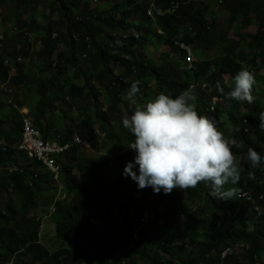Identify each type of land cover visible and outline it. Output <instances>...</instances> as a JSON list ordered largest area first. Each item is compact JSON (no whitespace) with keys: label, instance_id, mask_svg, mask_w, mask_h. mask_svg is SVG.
Segmentation results:
<instances>
[{"label":"trees","instance_id":"1","mask_svg":"<svg viewBox=\"0 0 264 264\" xmlns=\"http://www.w3.org/2000/svg\"><path fill=\"white\" fill-rule=\"evenodd\" d=\"M48 1L47 9L49 11L48 14H45L44 0H0V5L6 4L4 11L7 10V15L0 13V112L9 107L7 118L10 123V126L6 127L3 122L4 115L0 113V141H3V145L0 146V197L5 196L8 200L7 203H9L8 205L5 203L8 214L0 210V242L5 241L0 243V246L5 247L0 248V263H7L14 259V264H107L110 260L114 261L110 264H120L119 260H126L127 264H139L140 262L142 264H220L222 262L220 255H222L225 248L238 243H245L250 246V249L253 248L254 250L253 254H250L251 256H245L246 262L236 258L235 255L242 253L241 249H236L227 258L225 264H254L255 262L264 264V213L260 215L256 213V210L264 205V131L259 128V114L264 111V90L255 89V85L258 83L254 84L252 95L255 99L253 103L249 104L247 101L240 102L228 99L226 93L230 89H224L225 93L221 94L216 87L217 83H215L220 78L231 77L234 80L241 67H251L255 72L264 70V62H262L264 60V0H224L229 15H227L226 25L221 30L218 29L216 17L208 15L210 11L209 4L205 5L204 8L195 9L194 5H188L182 7V9L180 8L176 15L158 21V28L165 31L167 39L187 38L188 44L194 47L195 56L201 62L198 67L205 77L207 89H210L211 85L212 88L214 87L211 96H223L224 104L230 109L229 113L226 114L230 115L227 117L228 119L232 118V122L223 131L227 136L226 138L234 139L241 145L240 147L232 145V151L240 161L241 176L237 185H225V188L235 187L238 190L237 195L232 200L227 201L214 199L210 195V188L203 183L196 188H190L183 192L182 198H180V194H176V189L170 194H165L163 190L157 194L152 187L139 189L136 183L134 189L129 191L128 201L118 200L120 194L125 190V181L128 179L124 175L123 168L129 161L134 159L135 153L126 148L130 141L134 140V137L124 129L122 121H119L122 116L117 109L121 104H125L126 110L132 114L135 108L142 107L147 101L154 99L158 92L168 93L172 97L179 95L184 86L180 85L182 80L178 78L180 71L171 69L167 64L164 67L147 62L145 55L142 53L149 49V44L145 41V43L135 41L129 36L130 31L139 32L141 30V27H136L133 21L135 17H142L144 11L141 5L142 1L135 5L132 0H112L113 4L107 2L106 5L104 4L105 6L97 10H91L89 7L91 2L86 0ZM156 1L158 2H156L157 6H162L158 7L166 10L172 1L183 2L184 0ZM182 12L184 13L182 14ZM39 17L42 18L41 21ZM8 25H14L13 28L17 32L12 36L11 29H7V31H4L2 40L3 29L1 26ZM184 25H189L195 34L194 38L181 35V32L184 33ZM249 27H255L257 34L244 33L245 29ZM224 29H226V33L229 30V32L238 34L240 39L234 40L229 34L227 36L225 34L220 40H215L216 35L222 30L224 32ZM40 34L43 37L39 43L38 36ZM144 35L145 37H156L152 27ZM123 36H128V38L125 40ZM30 40H35L36 44L31 43ZM162 44L163 42L160 41L159 45ZM169 45L171 46L172 43L169 42ZM31 47H34L33 51ZM213 50L216 51V56L204 65L203 58L201 59L200 55ZM171 52L176 54L178 52L177 47H173ZM124 53L125 55H123ZM84 55L85 58L82 57ZM40 56L45 58L44 62H41ZM19 57H23L22 62L18 61ZM161 57L163 58L161 62L166 63L170 54L162 53ZM8 59H10L9 62ZM111 62H114V64H111ZM150 79L160 86L154 96H150V91L147 88ZM136 80L140 81V92L137 94V104L133 105L121 98L123 93L128 91L132 82ZM6 83L9 86L16 85L18 87L17 91L14 92L15 100L21 105L31 108L34 119L33 124L42 133L44 139L53 140L55 136H59L58 141L60 140V144H65L72 142L73 137L77 135L82 140L92 144L93 151L103 150L112 156L115 155L111 159L112 161L110 159L101 160L105 157L101 158L100 156L91 157L92 159H90L86 153L82 154L75 147L65 154V163L62 164L65 169L62 182L65 184L67 198L64 201L57 202V212L49 221V223L54 224L56 230L57 243L53 245V248L57 247L56 250L49 248L50 243L53 242L49 241L48 235L45 236L43 242L40 241L36 219L34 220L29 216V211L34 210L38 216L43 217L44 212L49 209L54 201L53 195L47 200H42L39 197V194L43 191H52L51 193L55 191L51 187L54 175L43 170V167L38 166L35 161H31L34 167H38L41 172H39L38 178L33 184L29 186L27 180L30 177L28 175H32L29 169L15 171L8 166L16 158L15 144L19 140L22 127L21 114L18 109L3 99V93L7 92V88L4 89L2 84ZM35 84H39L38 89L40 91L34 89L33 85ZM168 85H172V88L167 89ZM84 86L87 88L85 89ZM111 88L112 90H110ZM104 92L105 96L103 95ZM66 97L69 102L65 100ZM101 97H104L105 105L102 103ZM195 97L196 99L190 101V103L196 100L208 102L206 93ZM76 101L80 103V106L77 108V115L73 116L71 114L75 111L74 104ZM47 102L53 106H49ZM105 106L107 110L103 111ZM241 106L245 107L244 113L239 110ZM89 110H91V113H88ZM199 114L202 115L203 113L199 112ZM91 118L96 120H91ZM109 121L115 122V127L108 128ZM244 121L247 122L243 123ZM56 122L58 125L61 122L60 127L56 125ZM87 124L88 126H86ZM246 124L249 129L245 132L243 127ZM232 125L233 129H231ZM96 126L101 128V132H106L105 137L102 138L101 135L98 136L94 133ZM117 136L119 137L117 138ZM249 147L255 149L261 156V165L258 168H252L247 160ZM57 161L59 163V159ZM112 163L116 165L114 166ZM35 164L37 165L35 166ZM105 164L106 166L108 164V166L105 167ZM137 167L138 165L135 167V171ZM74 170L84 175L85 172L86 174L92 173L93 184L79 181L73 175ZM112 170L116 171L114 175L117 178H114V180L109 178ZM39 187L41 192L35 191ZM91 187L92 189H89ZM148 188L150 191L146 193V189L149 190ZM93 192H95V195ZM246 192H250L249 196L243 197L242 194ZM15 195L19 196L20 201V211L18 213L15 212L14 208L17 199L14 198ZM69 200L70 202H68ZM40 201H44L48 206L44 212H40ZM73 201H76L75 204L78 202V205H75ZM98 208H101L103 212H100ZM144 208H148L149 214L151 212L150 217L146 220V227L139 232L141 235L133 245L123 246L121 240L128 239V237L131 239L132 231L136 229V224L140 223L142 219L141 213L136 219L133 217V212L143 211ZM125 211L128 212L129 216ZM177 215H181L182 221H177ZM16 217H19L20 220ZM107 218L114 219L113 223H106ZM90 219L94 220L95 225H89ZM160 220H162V223H160ZM125 221L127 227L124 226ZM11 223L14 224L13 227H10ZM120 223H123V226ZM118 226L119 228H117ZM161 231H164V233L162 234ZM68 234H70V237H68ZM71 237L72 240H70ZM116 237L118 238L116 239ZM131 241L133 240L131 239ZM94 245L95 247H93ZM103 247H106V249L103 250ZM59 248L60 250H58ZM119 252L123 254L121 259H118L116 255ZM94 254L96 255L94 256ZM256 255L258 261L255 260ZM104 256L107 257L103 258ZM165 256H168V258ZM105 260H108L107 263Z\"/></svg>","mask_w":264,"mask_h":264},{"label":"clouds","instance_id":"2","mask_svg":"<svg viewBox=\"0 0 264 264\" xmlns=\"http://www.w3.org/2000/svg\"><path fill=\"white\" fill-rule=\"evenodd\" d=\"M99 3V0H93L91 5H99ZM144 5L151 8L154 12H157L165 17H170L166 14L170 6L166 10H163L158 7L156 2L153 0H146ZM153 5L154 7H152ZM141 19L142 17L134 18L133 22L136 27H141V24L137 22ZM207 30H209V28H207ZM129 36L133 38V36ZM194 37L195 35L193 34L192 38ZM127 38L128 36H123V39L126 40ZM184 46L189 48L193 58L192 62H188L187 59L189 55L187 51L181 49L180 46H177L178 52L176 54L172 52L171 54L169 53L170 57L166 63L149 61L148 54L150 53L149 49L151 46H149L148 50L142 53L145 55L147 62L153 63L156 66H164L167 64L171 69L180 71L178 78L182 80L180 82H184L182 84L184 86L182 87L183 91L179 95L172 97L168 93L164 94L158 92V88L160 86H158L156 82L150 81L152 80L150 79L147 83V88L150 91V96H154L158 92L155 95L156 97L147 101L143 107L135 108L130 117L126 116L123 119L122 117L119 119V121H122L124 129L130 132L134 137V140L130 141L128 146H126V148L131 149V151L135 153V156L134 159L129 161L123 168L124 175L128 177L125 185L127 186L128 184H131L129 180V176H131L134 180V185L137 183L139 189L152 187L153 191L157 194L160 193L161 190H163L165 194H170L174 189H180L185 192L188 189L196 188L199 184L203 183L210 188V195L214 199L225 201L232 200L237 195L238 190L235 187L225 188V185L231 184L234 186L239 183L241 176L240 161L233 153L232 145H235L236 147H240L241 145L234 139L226 138L227 136L223 131L232 122V118L228 119L227 117L230 115L226 114L229 113L230 109L224 104L223 96H211L212 89H207V84L204 79L205 77L201 74L198 67L200 62L195 56L194 47L192 45ZM155 52L156 50L153 48L152 53ZM173 55H179L178 62H170ZM82 57L85 58L86 56L84 55ZM203 61L205 62L206 59H203ZM111 64H114V62H111ZM191 71L194 73L193 76L190 74ZM254 74V69L251 71L246 67H241V69L236 73L234 80L231 77L226 79L220 78L219 81L216 82V87L222 94L224 93V89L227 90V88H229L230 90L226 93L228 99L240 102L247 101L251 104L255 99L252 95V89L255 84ZM230 84H233V86ZM139 85V80L133 81L130 88L126 92V95L122 96L133 105L137 104L136 98L137 94L140 92ZM166 88H172V85H168ZM9 89L10 88H7V93L10 95V98H13V102L9 101L8 104L13 105L20 112L21 127H23L24 118L31 119L33 124L34 119L30 116L31 108L17 102L14 97L15 91L11 93ZM202 93H206L208 102L205 103L202 100H196L195 102L190 103V101H194L196 99L195 96H199ZM103 95L105 96V92ZM65 100L69 102L67 97ZM244 108V106H241L239 110L244 113ZM106 110L107 107L105 106L103 111ZM199 112H202L203 114L200 115ZM222 115H226L227 124L221 121ZM259 121V128L264 131V111L260 112ZM109 122L110 125L107 126L108 128L116 125L115 122ZM246 122L247 121H244L243 123ZM33 126L35 128L34 124ZM231 127V129H233V125ZM248 129V125H244L243 130L246 132ZM22 132L23 129H21L19 140L15 144L16 158L11 165L8 166L11 170L15 171H24L29 169L32 172V175H29L30 179L28 180V185L31 186L38 178L37 173L40 172L38 167H34V164H32L31 161H35L40 166L42 165L38 160L30 158L25 151L20 149V145L23 140ZM39 133L40 138L43 141L60 144L58 141L59 136H55V139L53 140H47L43 138L40 131ZM94 133L101 135L102 138L106 135V132H101V128H98L97 126L94 128ZM76 139L80 140L81 143L78 144ZM83 142L87 144V147L83 145ZM65 144H70L69 150L77 147L80 152H95L92 150L88 141L82 140L77 135L73 137L72 142ZM2 145L3 141H0V146ZM69 150H67L65 154ZM99 152L106 153L103 150H100ZM65 154L58 158L59 164L62 167L59 174H54L43 168L46 172H51L54 175L53 183L56 182L58 184L59 189L53 186L56 195L54 197V201L49 206V209L44 212L43 217L38 216L34 210L29 212V216L36 219L35 222L38 225L39 239L41 242H43L45 236L48 235V232L46 234V230L49 231V221L57 212V202L66 200L67 198L65 186L62 182V176L65 172L64 166L62 165L65 161ZM107 156L108 154L100 157ZM110 156L113 158L115 155ZM108 158L110 157L108 156ZM247 160L250 162L252 168H258L261 165L260 154L251 147L247 150ZM137 165L138 174L136 172L137 169L136 171L134 170ZM73 175L79 181H85L90 184H93L94 182L91 173L84 175L74 170ZM114 176L116 179L117 176ZM249 194L250 192H246L245 194H242V196L246 197L249 196ZM42 200L47 199L42 198ZM263 208L264 205L260 211L256 210L257 215L264 213ZM145 212L146 211L144 210L141 214L143 215ZM146 213L148 215L149 212ZM142 219L140 223L136 224V228L142 223ZM90 223L92 226L95 225L93 219H90ZM54 227V230H52L55 233L54 238L56 240ZM131 242L130 237H128V239L121 241V244L123 246H127L129 243L131 245ZM105 249L106 247H104L103 250ZM116 255L118 259H121L123 256L121 252ZM112 262L113 260H110L108 263ZM119 263L127 264L126 260L120 261ZM4 264H14V259Z\"/></svg>","mask_w":264,"mask_h":264},{"label":"bare ground","instance_id":"3","mask_svg":"<svg viewBox=\"0 0 264 264\" xmlns=\"http://www.w3.org/2000/svg\"><path fill=\"white\" fill-rule=\"evenodd\" d=\"M109 1H112V0H107V1H105L104 3H107V2H109ZM141 1H142V6H143V8H144V11H143V14H142V19L141 20H138L137 22L138 23H140L141 24V30L138 32H135V33H133V32H129V34L131 35V36H133V39L134 40H138V41H141V42H146V43H148V41H147V39L143 36V34L144 33H146L147 32V30L150 28V27H152L153 29H154V31H155V33H156V38L158 39V41L160 42V41H162L163 42V44L162 45H160V47H162V46H168L170 49H169V51H171V49L173 48V47H177V46H183V45H189L188 44V41H187V38H179V39H176V40H169V39H167V37H166V35H165V31L163 30V29H160V28H158L159 27V25H158V21L159 20H161V19H164V18H166L165 16H163V15H161V14H159V13H157V12H154L151 8H149V7H147V6H145L144 5V2L146 1V0H132V2H133V4H139V3H141ZM153 1H155V2H157L156 0H153ZM161 1V0H160ZM169 1V0H168ZM120 2V1H119ZM122 2V1H121ZM158 3V2H157ZM157 3H156V5H157ZM160 4H162V3H160ZM207 4H211L212 6H213V10H219V9H222L223 7H226L227 8V6H225V3L224 2H221L220 0H184L183 2L182 1H172L171 3H170V7H171V9L172 10H174L173 12H174V15H176L177 14V12L179 11V9L181 8L182 9V7H185V6H188V5H194V9L195 8H204V6L205 5H207ZM166 5V4H165ZM89 6V5H88ZM95 8H93V7H90L91 8V10H97L98 8H100V7H98V6H100V5H93ZM158 6H161V5H158ZM7 7H9V6H7ZM15 7V6H14ZM162 7V6H161ZM141 8V7H140ZM6 9V8H5ZM8 9V8H7ZM12 9V8H11ZM10 10V9H9ZM128 11V10H127ZM181 11H183V10H181ZM261 11V10H260ZM214 12V11H213ZM184 12H182V14H183ZM188 13V12H187ZM206 13H208L207 11H206ZM133 15V14H132ZM181 15V14H180ZM188 15V14H187ZM208 15L210 16V17H212L211 16V13L209 12L208 13ZM227 15H229V14H227ZM97 16V15H96ZM206 16V15H205ZM90 18V17H89ZM169 20H171V19H169ZM179 22V21H178ZM0 23H1V21H0ZM120 23V22H119ZM183 23V22H182ZM201 23V22H200ZM168 25V24H167ZM225 25H226V23H225ZM20 26V25H19ZM203 26H205V25H203ZM202 26V27H203ZM134 27V26H133ZM183 28H185V29H183V31H184V33L183 32H181V35L182 36H191L192 37V35L194 34L193 32H192V30H191V28L189 27V25H184L183 26ZM206 28V27H205ZM19 29V28H18ZM137 29V28H136ZM139 29V28H138ZM137 29V30H138ZM133 31V30H132ZM223 31V30H222ZM232 33L233 32H229V35H230V37L232 38V39H234V40H239L240 38H239V36H238V34H236V33H233V35H232ZM15 34V33H14ZM251 34V33H250ZM250 34H248V35H250ZM255 34H257V31L253 34V35H255ZM181 35H180V37H181ZM195 35V34H194ZM13 36V35H12ZM8 38V37H7ZM11 38V37H10ZM15 38V37H14ZM12 39V38H11ZM221 39V38H220ZM220 39H218L217 38V35H216V39L215 40H220ZM3 40V39H2ZM10 40V39H9ZM12 42V41H11ZM144 42V43H145ZM169 42H171L172 43V45L170 46L169 45ZM159 47V48H160ZM28 48V47H27ZM156 51H158V48H157V50ZM216 52V51H215ZM112 53H114V52H112ZM123 53V52H122ZM164 53H169V52H164ZM163 53V54H164ZM123 55H125V53L123 54ZM120 56V55H119ZM176 57V58H178L179 59V55H173V57ZM13 58V57H12ZM3 59H4V57H3ZM14 59V58H13ZM213 59V58H212ZM212 59H210L209 61H212ZM10 60H8V62H9ZM26 61V60H25ZM29 61V60H28ZM27 61V62H28ZM208 61V62H209ZM262 62H264V60H262ZM30 63V62H29ZM32 63V62H31ZM30 63V64H31ZM201 63V62H200ZM205 63V62H204ZM259 63H261L260 61H259ZM72 64V62L70 63V65ZM29 65V64H28ZM205 65V64H204ZM11 66V65H10ZM25 67V66H24ZM64 67V66H63ZM75 67V66H74ZM165 67V66H164ZM163 67V68H164ZM26 68H27V66H26ZM68 68H69V66H68ZM94 68V67H93ZM249 70H251V71H253V68H251V67H247ZM60 69V68H59ZM95 69V68H94ZM93 69V70H94ZM36 70V69H35ZM58 71V70H57ZM50 72V71H49ZM95 72V71H94ZM102 72V71H101ZM20 73V72H19ZM96 73H98V72H96ZM70 74V73H69ZM103 74V73H102ZM101 74V75H102ZM45 75V74H44ZM80 75V74H79ZM88 75V74H87ZM98 75V74H97ZM100 75V74H99ZM100 75V76H101ZM255 75V84L256 83H260V82H262V81H264V73H262V74H259V73H255L254 74ZM84 76V75H83ZM149 76V75H148ZM50 77V76H49ZM78 77V76H77ZM151 77V76H150ZM149 77V78H150ZM51 78V77H50ZM55 78V77H54ZM56 79H57V77H56ZM55 79V80H56ZM63 79H64V77H63ZM104 79V78H103ZM54 80V81H55ZM58 80V79H57ZM57 80H56V82H57ZM80 80V79H79ZM78 80V81H79ZM150 81H152V82H155V81H153V80H150ZM49 82H52V81H49ZM80 82V81H79ZM31 83V82H30ZM33 83V82H32ZM42 83V82H41ZM45 83H46V81H45ZM55 83V82H54ZM58 83V82H57ZM56 83V84H57ZM126 83V82H125ZM216 83V82H215ZM47 84H48V82H47ZM46 84V85H47ZM50 84V83H49ZM145 85V84H144ZM5 86V85H4ZM87 86V85H86ZM92 86V85H91ZM85 87V86H84ZM106 87V86H105ZM105 87H103V88H105ZM87 87H85V89H86ZM94 88V87H93ZM210 88L213 90V88H212V85L210 86ZM94 89H96V88H94ZM37 90H39L38 88H37ZM48 90V89H47ZM110 90H112V88L110 89ZM109 90V91H110ZM127 90V89H126ZM33 91V90H32ZM31 91V92H32ZM40 91V90H39ZM113 91H114V89H113ZM96 92V91H95ZM100 92V91H99ZM122 92V91H121ZM41 93V92H40ZM225 93V92H224ZM61 94V93H60ZM75 94H77V93H75ZM109 94H110V92H109ZM222 94V93H221ZM220 94V95H221ZM123 95H126V91L123 93ZM30 96H31V94H30ZM37 96V95H36ZM75 96V95H74ZM110 96V95H109ZM22 98V97H21ZM93 99V98H92ZM136 99H138V98H136ZM107 100H109V99H107ZM106 100V101H107ZM35 101V100H34ZM103 102H105V101H103ZM49 102H47V104H48ZM88 104V103H87ZM92 104H94V103H92ZM96 104V103H95ZM94 104V105H95ZM113 104V103H112ZM49 105V104H48ZM52 105V104H51ZM51 105H49V106H51ZM99 105V104H98ZM97 105V106H98ZM105 105V104H104ZM109 105V104H108ZM46 106V105H45ZM53 106V105H52ZM88 106V105H87ZM100 106V105H99ZM98 106V107H99ZM130 106H131V104H130ZM43 107H44V105H43ZM97 107V108H98ZM111 107V106H110ZM143 107V106H142ZM69 108V107H68ZM67 108V109H68ZM114 108H116L115 106H114ZM129 108V107H128ZM82 110H84V109H82ZM86 110V109H85ZM84 110V111H85ZM93 110V109H92ZM83 111V112H84ZM114 111V110H113ZM60 112V111H59ZM66 112V111H65ZM68 112V111H67ZM82 112V113H83ZM128 113H129V111H127ZM80 113V112H79ZM118 113H119V111H118ZM124 113V112H123ZM131 113V112H130ZM38 114H39V111H38V113H37V116H38ZM42 114V113H41ZM121 114V113H120ZM11 115V114H10ZM36 115V114H35ZM71 115H73V114H71ZM94 115V114H93ZM7 116V115H6ZM14 116V115H13ZM74 116V115H73ZM49 117H50V115H49ZM65 117V116H64ZM79 117H81V116H79ZM102 117H104V116H102ZM60 118H61V116H60ZM98 118H99V116H98ZM105 118H107V117H105ZM40 119V118H39ZM50 119V118H49ZM59 119V118H58ZM57 119V120H58ZM63 119V118H62ZM72 119V118H71ZM70 119V120H71ZM95 119V118H94ZM94 119H92L91 118V120H94ZM100 119V118H99ZM5 120H6V118H5ZM13 120H15V119H13ZM41 120V119H40ZM52 120V119H51ZM56 120V119H55ZM56 120V121H57ZM61 120V119H60ZM88 120V119H87ZM96 120V119H95ZM42 121V120H41ZM40 121V122H41ZM62 121V120H61ZM72 121V120H71ZM83 121V120H82ZM102 121V120H101ZM4 122V121H3ZM18 122V121H17ZM51 122V121H50ZM59 122V121H58ZM86 122V121H85ZM5 123V122H4ZM34 123V122H33ZM76 123V122H75ZM88 124L90 123V121L89 122H87ZM91 123H92V121H91ZM101 123V122H100ZM100 123H98V124H100ZM40 124V123H39ZM53 124V123H52ZM55 124V123H54ZM60 124H61V122H60ZM59 124V125H60ZM67 124V123H66ZM69 124H70V122H69ZM72 124V123H71ZM88 124L86 125V126H88ZM93 124V123H92ZM95 124V123H94ZM97 124V123H96ZM49 125H51V124H49ZM56 125H58L57 124V122H56ZM58 125V126H59ZM101 125V124H100ZM44 126V125H43ZM48 126V125H47ZM53 126H55V125H53ZM52 126V127H53ZM65 126V125H64ZM68 126V125H67ZM70 126H73V125H70ZM85 126V125H84ZM83 126V127H84ZM51 127V128H52ZM60 127V126H59ZM58 127V128H59ZM62 127H63V125H62ZM66 127V126H65ZM105 127V126H104ZM115 127V126H114ZM46 128V127H45ZM89 128V127H88ZM59 129H62V128H59ZM87 129V128H86ZM90 129V128H89ZM116 129V128H115ZM14 130V129H13ZM19 130V129H18ZM17 130V131H18ZM4 131H6V130H4ZM12 131V130H11ZM19 132V131H18ZM17 132V133H18ZM20 132H21V130H20ZM19 132V133H20ZM9 133V132H8ZM18 133V134H19ZM53 133V132H52ZM76 133V132H75ZM7 134V133H6ZM54 134V133H53ZM94 134V133H93ZM4 135V134H3ZM8 135V134H7ZM19 136V135H18ZM92 136V135H91ZM94 136V135H93ZM99 136V135H98ZM127 136V135H126ZM5 137V136H4ZM4 137H3V139H4ZM68 137H70V136H68ZM109 137V136H108ZM119 136H117V138H118ZM111 138V137H110ZM109 138V139H110ZM121 138V137H120ZM91 139V138H90ZM65 140H67L66 138H65ZM108 140V139H107ZM114 140V139H113ZM117 140V139H116ZM121 140V139H120ZM124 140V139H123ZM60 141V140H59ZM63 141V140H62ZM10 142V141H9ZM60 143V142H59ZM64 144V143H63ZM90 145H92V144H90ZM75 148H77V147H75ZM106 148V147H105ZM107 149V148H106ZM126 151V150H125ZM131 151V150H130ZM115 152H118V151H115ZM128 152V151H127ZM111 153V152H110ZM113 153V152H112ZM131 153V152H130ZM82 154H85V153H83L82 152ZM101 154V153H100ZM124 154V153H123ZM103 155H105V154H103ZM108 155H110V154H108ZM81 156H83V155H81ZM115 157V156H114ZM132 157V156H131ZM84 158H86V156H84ZM102 158V157H101ZM88 159V158H87ZM113 159V158H112ZM115 159V158H114ZM105 160V159H104ZM111 160V159H110ZM107 161V160H106ZM104 162V163H107V162ZM89 162V161H88ZM92 162H94V161H92ZM96 162V161H95ZM103 162V161H102ZM102 162H100L101 164H102ZM36 163V162H35ZM65 163V162H64ZM113 164V163H112ZM111 164V165H112ZM37 164H35V166H36ZM114 165V164H113ZM116 165V164H115ZM114 165V166H115ZM38 166H40L39 164H38ZM105 167H107L108 166V164H107V166H106V164L104 165ZM37 168V167H36ZM112 168H114V167H112ZM111 168V169H112ZM116 168V167H115ZM41 172V171H40ZM90 172V171H89ZM109 172V171H108ZM112 173H114V170L113 171H111ZM18 173V172H17ZM26 174V173H25ZM45 174H48V173H45ZM85 174H86V172H85ZM92 174V173H91ZM111 174V173H110ZM37 175H39V173L37 174ZM109 175V174H108ZM114 175V174H113ZM118 175V174H117ZM29 176V175H28ZM123 176V175H122ZM121 176V177H122ZM109 177V176H108ZM115 177V176H114ZM120 177V176H119ZM73 178V177H72ZM110 178V177H109ZM124 178V177H123ZM126 178V177H125ZM124 178V179H125ZM26 179V178H25ZM42 179V178H41ZM76 179V178H75ZM119 179V178H118ZM131 179V178H130ZM103 180V179H102ZM28 181V180H27ZM63 181V180H62ZM115 181H118V180H115ZM124 181V180H123ZM122 181V182H123ZM48 182V181H47ZM100 182V181H99ZM121 182V181H120ZM126 182V181H125ZM103 183H104V181H103ZM108 183V182H107ZM64 184V183H63ZM134 184V183H133ZM54 185V184H53ZM52 185V186H53ZM65 185V184H64ZM108 185V184H107ZM110 185H112V184H110ZM43 186V185H42ZM136 186V185H135ZM1 187V186H0ZM40 188V187H39ZM43 188V187H42ZM54 188V187H53ZM89 189H92V187L91 188H89ZM89 189H88V192H89ZM134 189V188H133ZM136 189H138V188H136ZM135 189V190H136ZM149 189V188H148ZM9 190V189H8ZM118 190V189H117ZM139 190V189H138ZM143 190V189H142ZM10 191V190H9ZM35 191H37V190H35ZM49 191V190H48ZM95 191V190H94ZM98 191V190H97ZM126 191V190H125ZM147 191H150V189L149 190H147L146 189V193H147ZM41 192V191H40ZM44 192V191H43ZM52 192V191H51ZM91 192V191H90ZM37 193H39V192H37ZM94 193V195H95V192H93ZM93 193H92V195H93ZM97 193V192H96ZM101 193V192H100ZM100 193H98V194H100ZM33 194V193H32ZM41 194H43V193H41ZM46 194V193H45ZM127 194V193H126ZM134 194V193H133ZM136 194V193H135ZM38 195V194H37ZM48 195V194H47ZM55 195V194H54ZM53 195V196H54ZM83 195V194H82ZM112 195V194H111ZM131 195V194H130ZM42 196V195H41ZM50 196V195H49ZM109 196V195H108ZM132 196H134V195H132ZM131 196V197H132ZM157 196V195H156ZM155 196V197H156ZM45 197H46V195H45ZM42 198H44V197H42ZM47 198H48V196H47ZM50 198V197H49ZM122 198V197H121ZM120 198V199H121ZM134 198V197H133ZM132 198V199H133ZM34 199V198H33ZM119 199V200H120ZM127 199V198H126ZM138 199H140V198H138ZM155 199V198H154ZM1 200V199H0ZM125 200V199H124ZM123 200V201H124ZM129 200V199H128ZM127 200V201H128ZM148 200V199H147ZM164 200H167V199H164ZM164 200H161V201H164ZM64 201V200H63ZM116 201V200H115ZM154 201V200H153ZM50 202V201H49ZM59 202H61V201H59ZM68 202H70V200L68 201ZM74 202H76V201H73V203ZM143 202V201H142ZM141 202V203H142ZM5 203H7V202H5ZM48 203V202H47ZM78 203V202H77ZM76 203V204H77ZM133 203H134V201H133ZM162 203V202H161ZM4 204V203H3ZM9 203H7V205H8ZM65 204V203H64ZM68 204V203H67ZM75 204V203H74ZM75 204V205H76ZM148 204V203H147ZM146 204V205H147ZM164 204V203H163ZM2 205V204H1ZM29 205V204H28ZM69 205H70V203H69ZM74 205V206H75ZM78 205V204H77ZM149 205V204H148ZM161 205V204H160ZM166 205V204H165ZM3 206V205H2ZM150 206V205H149ZM172 206V205H171ZM8 207V206H7ZM28 207H30V206H28ZM80 207V206H79ZM115 207V206H114ZM139 207V206H138ZM145 207V206H144ZM151 207V206H150ZM19 208V207H18ZM129 208V207H128ZM36 209V208H35ZM59 209V208H58ZM80 209V208H79ZM78 209V210H79ZM131 209V208H130ZM140 209V208H139ZM151 209H153V207H151ZM5 210H6V208H5ZM75 210V209H74ZM133 210V209H132ZM135 210V209H134ZM147 210H148V208H147ZM165 210V209H164ZM18 211H19V209H18ZM81 211V210H80ZM149 211H150V209H149ZM169 211V210H168ZM30 212V211H29ZM72 213H73V211H71ZM75 212V211H74ZM122 212V211H121ZM126 212V211H125ZM78 213V212H77ZM130 213V212H129ZM141 213V212H140ZM22 214H24V213H22ZM74 214H76V213H74ZM81 214V213H80ZM122 214V213H121ZM126 214L128 215V212H126ZM117 215V214H116ZM124 215V214H123ZM74 216V215H73ZM77 216V215H76ZM129 216V215H128ZM131 216V215H130ZM70 217H71V215H70ZM69 217V218H70ZM126 217V216H125ZM168 217H170V216H168ZM79 218V217H78ZM175 218V217H174ZM16 219H18V220H20L19 219V217H16ZM22 219H23V217H22ZM59 219V218H58ZM81 219V218H80ZM118 219V218H117ZM121 219H122V217H121ZM126 219V218H125ZM128 219V218H127ZM35 220V219H34ZM74 220V219H73ZM72 220V221H73ZM82 220V219H81ZM123 220V219H122ZM121 220V221H122ZM139 220V219H138ZM172 220V219H171ZM12 221V220H11ZM56 221V220H55ZM75 221H77V220H75ZM114 221V220H113ZM119 221V220H118ZM127 221V220H126ZM126 221H125V225L124 226H126ZM128 221H129V219H128ZM169 221V220H168ZM74 222V221H73ZM84 222V221H83ZM131 222V221H130ZM173 222H174V220H173ZM172 222V223H173ZM176 222V221H175ZM6 223H8V222H6ZM24 223V222H23ZM22 223V224H23ZM57 223H58V221H57ZM113 223V222H112ZM168 223V222H167ZM170 223V222H169ZM177 223V222H176ZM37 224V223H36ZM74 224H75V222H74ZM82 224V223H81ZM121 225L123 224V223H120ZM166 224V223H165ZM11 225V224H10ZM12 225H14V224H12ZM11 225V226H12ZM35 225V224H34ZM86 225V224H85ZM120 225V226H121ZM133 225V224H132ZM168 225H171V224H168ZM167 225V226H168ZM16 226V225H15ZM25 226V225H24ZM76 226V225H75ZM123 226V225H122ZM166 226V225H165ZM164 226V228H166ZM8 227V226H7ZM28 227V226H27ZM51 227V226H50ZM83 227H84V225H83ZM127 227V226H126ZM136 227V226H135ZM55 228V227H54ZM89 228V227H88ZM117 228H119V226L117 227ZM116 228V229H117ZM169 228V227H168ZM208 228V227H207ZM28 229H30V228H28ZM27 229V230H28ZM33 229H35L34 227H33ZM130 229H131V227H130ZM132 229H134V228H132ZM154 229V228H153ZM114 230V229H113ZM121 230V229H120ZM123 230V229H122ZM151 230V229H150ZM150 230H149V232H150ZM155 230H156V228H155ZM162 230V229H161ZM171 230V229H170ZM21 231V230H20ZM29 231V230H28ZM27 231V233H29ZM56 231V230H55ZM148 231V230H147ZM152 231V230H151ZM158 231V230H157ZM165 231V230H164ZM164 231L162 232V234L164 233ZM172 231V230H171ZM205 231V230H204ZM2 232H5V231H2ZM48 232V231H47ZM46 232V233H47ZM65 232V231H64ZM67 232V231H66ZM65 232V233H66ZM69 232V231H68ZM109 232V231H108ZM107 232V233H108ZM141 232V231H140ZM145 232V231H144ZM155 232V231H154ZM206 232V231H205ZM22 233V232H21ZM113 233V232H112ZM111 233V234H112ZM117 233V232H116ZM115 233V234H116ZM122 233V232H121ZM132 233H133V231H132ZM151 233H153V232H151ZM209 233H211V232H209ZM2 234V233H1ZM24 234V233H23ZM62 234V233H61ZM147 234H149V233H147ZM172 234V233H171ZM206 234V233H205ZM204 234V235H205ZM27 235V234H26ZM25 235V236H26ZM60 235V234H59ZM65 235V234H64ZM70 234H68V237H70L69 236ZM113 235V234H112ZM124 235H125V233H124ZM139 235H141L140 233H139ZM161 235V234H160ZM16 236V235H15ZM110 236V235H109ZM116 236V235H115ZM118 236V235H117ZM121 236V235H120ZM159 236V235H158ZM16 237H18V236H16ZM32 237V236H31ZM47 237V236H46ZM58 237V236H57ZM67 237V238H68ZM119 237V236H118ZM118 237H116V239L118 238ZM128 237V236H127ZM163 237H165V236H163ZM170 237V236H169ZM23 238V237H22ZM60 238V237H59ZM62 238V237H61ZM98 238V237H97ZM109 238V237H108ZM114 238V237H113ZM153 238H154V236H153ZM15 239H17V238H15ZM64 239V238H63ZM66 239V238H65ZM74 239H76V238H74ZM90 239V238H89ZM28 240H29V238H28ZM47 240V239H46ZM61 240V239H60ZM70 240H72V237H71V239ZM81 240V239H80ZM93 240V239H92ZM114 240H115V238H114ZM119 240V239H118ZM15 241V240H14ZM56 241H57V239H56ZM55 241V242H56ZM76 241V240H75ZM74 241V242H75ZM116 242H117V240H115ZM122 241V240H121ZM163 241V240H162ZM3 241H1L0 243H2ZM5 242V241H4ZM3 242V243H4ZM31 242H33V241H31ZM114 242V241H113ZM112 242V243H113ZM133 242V241H132ZM12 243H14V242H12ZM12 243H10V244H12ZM69 243H71V242H69ZM90 243V242H89ZM105 243V242H104ZM115 243V242H114ZM114 243H113V245H114ZM236 243H237V241H236ZM106 244H107V242H106ZM130 244V243H129ZM238 244H240V245H245V248L244 249H241L242 250V253L241 254H237V255H235L236 256V258H239V260H242V258H245V256H248V255H250V254H253V248L252 249H250V246L249 245H247V244H245V243H238ZM238 244H235L234 246H230V247H235L236 245H238ZM3 245H5V244H3ZM36 245V244H35ZM46 245V244H45ZM67 245V244H66ZM191 245V244H190ZM232 245H233V242H232ZM57 246V245H56ZM64 246V245H63ZM68 246V245H67ZM91 246V245H90ZM134 246H136L135 244H134ZM1 247H3V246H0V248ZM38 247H39V244H38ZM51 247V246H50ZM93 247H95V245L93 246ZM97 247H99V246H97ZM112 247V246H111ZM3 248H5V247H3ZM61 248V247H60ZM60 248L58 249V250H60ZM65 248H67V247H65ZM88 248H89V246H88ZM91 248V247H90ZM126 248V247H125ZM132 248V247H131ZM228 248H229V246H228ZM228 248H225V250L226 249H228ZM2 249V248H1ZM97 249V248H96ZM108 249H110V248H108ZM189 249V248H188ZM4 250V249H3ZM2 250V251H3ZM7 250H8V248H7ZM34 250H37V249H34ZM62 250V249H61ZM66 250V249H65ZM111 250V249H110ZM224 250V251H225ZM1 251V252H2ZM94 251V250H93ZM96 251V250H95ZM129 251V250H128ZM144 251V250H143ZM184 251H185V249H184ZM190 251V250H189ZM223 251V252H224ZM62 252V251H61ZM99 252V251H98ZM133 252V251H132ZM188 252V251H187ZM14 253V252H13ZM109 253V252H108ZM107 253V254H108ZM127 253V252H126ZM125 253V254H126ZM162 253H164V252H162ZM48 254V253H47ZM53 254V253H52ZM68 254V253H67ZM66 254V255H67ZM72 254V253H71ZM255 254H256V252H255ZM254 254V255H255ZM6 255V254H5ZM8 255V254H7ZM10 255V254H9ZM8 255V256H9ZM42 255V254H41ZM62 255H63V252H62ZM96 254H94V256H95ZM102 255V254H101ZM105 255V254H104ZM7 256V257H8ZM45 256V255H44ZM57 256V255H56ZM108 256V255H107ZM107 256H104L103 258H105V257H107ZM221 256V255H220ZM251 256V255H250ZM49 257V256H48ZM52 257V256H51ZM58 257V256H57ZM99 257V256H98ZM109 257V256H108ZM127 257V256H126ZM208 257V256H207ZM206 257V258H207ZM214 257H216V256H214ZM233 257V256H232ZM113 258V257H112ZM213 258V257H212ZM252 258V257H251ZM260 258V257H259ZM6 259V258H5ZM59 259V258H58ZM100 259H102V258H100ZM107 259V258H106ZM114 259V258H113ZM258 259V256L256 255L255 256V260L256 261H258L257 260ZM37 260V259H36ZM62 260V259H61ZM93 260V259H92ZM110 260V259H109ZM114 260H116V259H114ZM129 260V259H128ZM133 260V259H132ZM205 260V259H204ZM207 260V259H206ZM253 260H254V258H253ZM4 261V260H3ZM16 261V260H15ZM35 261V260H34ZM63 261H64V259H63ZM96 261V260H95ZM102 261V260H101ZM106 261V260H105ZM108 261V260H107ZM107 261H106V263H107ZM121 261V260H120ZM131 261V260H130ZM234 261V260H233ZM250 261H252V259H250ZM22 262V261H21ZM85 262V261H84ZM92 262V261H91ZM97 262H98V259H97ZM104 262V261H103ZM116 262H117V260H116ZM231 262V261H230ZM2 263V262H1ZM83 263V262H82ZM113 263H114V261H113ZM255 263H257V262H255ZM3 264H4V262H3ZM98 264V263H97ZM105 264V263H104ZM108 264V263H107ZM110 264V263H109ZM252 264V263H251Z\"/></svg>","mask_w":264,"mask_h":264},{"label":"rangeland","instance_id":"4","mask_svg":"<svg viewBox=\"0 0 264 264\" xmlns=\"http://www.w3.org/2000/svg\"><path fill=\"white\" fill-rule=\"evenodd\" d=\"M86 1H88V2H92L93 0H86ZM100 1V3H99V5L100 6H98V7H103V6H105L106 4L104 3L105 1H107V0H99ZM50 2H52V0H50ZM48 3H49V1L48 0H44V8L46 9L44 12H45V14H48V9H47V6H48ZM112 3V2H111ZM90 4V7H93V8H95L94 6H92L91 5V3H89ZM105 4V5H104ZM96 6L98 5V4H95ZM210 5V13H211V16L212 17H216V19H217V21H218V29L219 30H221L222 28H223V26H225V23H226V19H227V8L226 7H223L222 9H219V10H213V6L211 5V4H209ZM6 8V4H1L0 5V13H4L5 15H7V10H6V12L4 11V9ZM40 11L41 12H43L42 11V9H40ZM212 11V12H211ZM214 11V12H213ZM40 16H42V15H40ZM39 19H40V21H41V19L42 18H40L39 17ZM11 26V25H10ZM6 27L8 28L9 26H5V27H3V29H4V31H7L6 30ZM225 30L226 29H224V32L223 31H220L218 34H217V38L218 39H220V38H222V36L223 35H225L226 34V36L229 34V30L227 31V33L225 32ZM255 31H256V28L255 27H249L248 29H245V31H244V33H251V34H254L255 33ZM131 32V31H130ZM232 35H233V33H232ZM143 36L145 37V35L143 34ZM42 37H43V35H39L38 36V42L40 43V39H42ZM10 38V37H9ZM146 39H147V41H148V44H149V46H151V48L149 49V54H148V59H149V61L150 62H161L162 61V57H161V55H162V53H164V52H169L170 54H171V51H169V47L168 46H162V47H160V45H159V41H158V39L156 38V37H145ZM11 39V38H10ZM13 39V38H12ZM31 41V40H30ZM31 43H33V44H36V41L35 40H32L31 41ZM158 47V51H156L155 53H152V51H153V48L156 50V48ZM160 47V48H159ZM31 50L33 51L34 50V47H31ZM207 53V54H206ZM215 54H216V52H215V50H213V51H207V52H205V53H202L200 56H201V58H203V59H206V61H205V63L206 62H208L210 59H212V58H214V56H215ZM40 59H41V62H44L45 61V58H41V56H40ZM178 58H176L175 56L174 57H172L171 59H170V62L171 63H174L175 61H177L178 62ZM30 61V60H29ZM204 63V64H205ZM31 66V65H30ZM203 66V65H202ZM38 69H36V71H37ZM255 73H259V74H262V73H264V70H260V71H258V72H255ZM190 74H191V76H193L194 75V73L191 71L190 72ZM1 81V80H0ZM182 83V82H181ZM184 83V82H183ZM182 83V84H183ZM182 84H180V85H182ZM5 85V86H4ZM231 86H233V84H230ZM2 87L4 88V89H6V88H13L14 89V91L16 92L17 91V86L16 85H12V86H9L7 83L6 84H2ZM33 87H34V89H37L38 87H39V84H35V85H33ZM255 89H260V90H264V81H262V82H260V83H258V84H256L255 85ZM124 96V95H123ZM3 99L8 103L9 102V100H10V95H8V93L5 91L4 93H3ZM101 101L103 102V101H105V99H104V97H102L101 98ZM103 103H105V102H103ZM60 107V106H59ZM66 110V109H65ZM243 110V109H242ZM77 109L73 112V115H77ZM0 113H2L3 115H4V122H5V126L6 127H9L10 126V123L8 122V114H9V107H6L5 109H3ZM7 115V116H6ZM5 118H6V120H5ZM221 121L222 122H224L225 124H227V119H226V117L224 116V115H222L221 116ZM112 145V144H111ZM101 153V154H100ZM103 154H105V155H107L108 153H102V152H94V153H88V156L89 157H98V156H102ZM108 156L110 157V158H108ZM107 157H105V158H102L101 160H104V159H112L111 158V156L110 155H108ZM110 161H112V160H110ZM105 161H103V163H104ZM113 171V170H112ZM115 170H114V173H112L111 175H110V179L111 180H114V175L113 174H115ZM137 174H138V169H137ZM131 176H129V180H130V182H131V184H128L126 187H125V190L120 194V196H119V198H118V200L120 199L121 201H123L124 199L125 200H127L128 199V197H129V191L132 189L133 190V183H134V180L131 178ZM54 184V185H53ZM57 187L58 188V184L56 183V182H54V183H51V187ZM40 189L41 188H38L37 189V191H40ZM59 189V188H58ZM177 191H176V194L177 195H179L180 196V198H182L183 197V192L184 191H181L180 189H176ZM46 193V194H45ZM127 193V194H126ZM48 194V195H47ZM55 194V192H53V193H51V192H43V194H39V197H44V198H46V199H49V197H51V195H54ZM42 195V196H41ZM45 195H46V197H45ZM50 195V196H49ZM47 196H48V198H47ZM56 195H54L53 197H55ZM1 198V197H0ZM14 198H17L16 199V203H14V208H15V212L16 213H18L19 211H20V209L18 208L19 206H20V201H19V196H17V195H15L14 196ZM127 198V199H126ZM151 199V198H150ZM5 200H6V197L4 196L1 200H0V210H2L3 212H5L6 214H8V211H7V209L5 210V204H3L4 202H5ZM124 200V201H125ZM3 206H2V205ZM48 206H46V204L44 203V201H40V212H44L45 211V209L47 208ZM262 207H260L259 209H261ZM18 209H19V211H18ZM147 208H144V210L146 211V212H148V210H146ZM264 209V208H263ZM98 210L100 211V212H103V210L101 209V208H98ZM143 210V211H144ZM143 211H140V210H138V211H135V212H133V217L134 218H138V215H139V213L140 212H143ZM144 213L143 215H142V218H144L145 220L146 219H148L149 217H150V214H151V212H150V214L148 213V215H147V213ZM32 214V213H31ZM148 217V218H147ZM113 220L114 219H110V218H107L106 219V223H112L113 222ZM12 222H13V220H12ZM138 222V221H137ZM137 222H135V223H137ZM11 225H12V223H11ZM89 225H91V223L89 222ZM14 225H12V226H10V227H13ZM52 228H51V227ZM53 227H54V225L52 224V223H50V225H49V231L48 230H46V232L48 231V236H49V241L50 242H53V243H50V246H49V248L50 249H53V250H56L57 249V247H55V248H53V245H55L56 243H57V241L55 240V233H54V229H53ZM53 229V230H52ZM47 234V233H46ZM56 241V242H55ZM58 245V244H57ZM103 249H104V247H103ZM52 251V250H51ZM169 256V255H168ZM168 256H165V257H167L168 258ZM245 259L246 258H242V261L243 262H246L245 261ZM0 264H3V263H0ZM139 264H142L141 262L139 263ZM254 264H258V263H254Z\"/></svg>","mask_w":264,"mask_h":264},{"label":"built area","instance_id":"5","mask_svg":"<svg viewBox=\"0 0 264 264\" xmlns=\"http://www.w3.org/2000/svg\"><path fill=\"white\" fill-rule=\"evenodd\" d=\"M94 1H96V0H94ZM220 1L224 2V0H220ZM152 7H154V5ZM173 11L174 10H172L170 7L166 12L167 16L174 15ZM8 26L9 27L8 28L6 27V30L11 29L12 35L15 32H17L13 28L14 25H11V26L8 25ZM1 28L3 29L2 26H1ZM3 36H4V29L2 30L1 39H3ZM180 47L184 51H187V53L189 55V57L187 59L188 62H192L193 58L191 56V52H190L189 48L187 46H184V45L180 46ZM22 60H23V57L18 58V61L22 62ZM9 91L11 93L14 92V90L12 88H10ZM9 101L13 102V98L11 97ZM22 129H23V132H22V139L23 140H22V143L20 145V149L25 151L26 154L30 158H34V159L38 160L45 170L51 171L54 174H59L62 167L58 163L57 160L59 157L63 156L67 150H69L70 144L60 145V144L50 142V141H43L40 138L39 131L34 128L32 121L29 118H24ZM76 142L78 144L81 143L80 140H78V139H76ZM83 145L87 147V144L84 142H83ZM258 210L260 211L261 209H258ZM176 219H177V221H182L181 215H179V216L177 215ZM160 223H162V222L160 221ZM145 226H146V220L143 218L142 223L139 225V227H137L133 231V234L131 235V239L133 240V242H131V245H133V243L138 240L139 232L143 228H145ZM244 248H245V245L238 244L235 247H229L228 249H226L221 255L222 262L220 264H225L227 258L230 255H232L236 249H244Z\"/></svg>","mask_w":264,"mask_h":264},{"label":"crops","instance_id":"6","mask_svg":"<svg viewBox=\"0 0 264 264\" xmlns=\"http://www.w3.org/2000/svg\"><path fill=\"white\" fill-rule=\"evenodd\" d=\"M121 99L127 101L126 99H124V97H122ZM126 104H127V103H126ZM79 106H80V103H78V101H76L75 104H74V109L76 110ZM117 110L120 111V113H121V115H122V119H123L124 117H126V116H128V117L131 116V114L127 112V110H126V108H125V104H121ZM123 112H124V113H123ZM88 113H91V110H89ZM30 116L32 117V114H30ZM88 153H92V151H87L86 154L88 155ZM89 158H91V157H89ZM1 199H2V198H1ZM7 201H8V200L6 199L5 202H7ZM5 202H4V204H5Z\"/></svg>","mask_w":264,"mask_h":264}]
</instances>
